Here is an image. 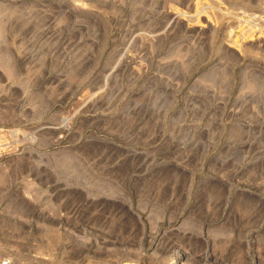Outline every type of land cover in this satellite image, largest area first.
I'll return each instance as SVG.
<instances>
[{"label":"rangeland","instance_id":"374dc122","mask_svg":"<svg viewBox=\"0 0 264 264\" xmlns=\"http://www.w3.org/2000/svg\"><path fill=\"white\" fill-rule=\"evenodd\" d=\"M263 9L0 0V256L264 264Z\"/></svg>","mask_w":264,"mask_h":264},{"label":"crops","instance_id":"0c3cea01","mask_svg":"<svg viewBox=\"0 0 264 264\" xmlns=\"http://www.w3.org/2000/svg\"><path fill=\"white\" fill-rule=\"evenodd\" d=\"M86 246V242L78 238L71 251L62 255L61 261L64 264H102L109 260L108 252H90Z\"/></svg>","mask_w":264,"mask_h":264},{"label":"built area","instance_id":"2783aa9c","mask_svg":"<svg viewBox=\"0 0 264 264\" xmlns=\"http://www.w3.org/2000/svg\"><path fill=\"white\" fill-rule=\"evenodd\" d=\"M263 15H264V9H263ZM0 264H12V260L5 256H0Z\"/></svg>","mask_w":264,"mask_h":264},{"label":"bare ground","instance_id":"6f19581e","mask_svg":"<svg viewBox=\"0 0 264 264\" xmlns=\"http://www.w3.org/2000/svg\"><path fill=\"white\" fill-rule=\"evenodd\" d=\"M239 50H237V52H238ZM241 53V52H240Z\"/></svg>","mask_w":264,"mask_h":264}]
</instances>
